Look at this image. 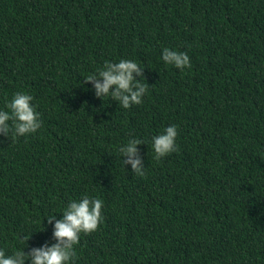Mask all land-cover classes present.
<instances>
[{"label":"trees","instance_id":"trees-1","mask_svg":"<svg viewBox=\"0 0 264 264\" xmlns=\"http://www.w3.org/2000/svg\"><path fill=\"white\" fill-rule=\"evenodd\" d=\"M121 58L147 89L127 109L84 82ZM19 90L42 126L0 136L7 254L54 242L45 216L87 194L103 222L72 264H264V0H0V109ZM173 123L176 150L156 159L151 136ZM130 137L142 176L117 150Z\"/></svg>","mask_w":264,"mask_h":264},{"label":"clouds","instance_id":"clouds-1","mask_svg":"<svg viewBox=\"0 0 264 264\" xmlns=\"http://www.w3.org/2000/svg\"><path fill=\"white\" fill-rule=\"evenodd\" d=\"M160 59L166 65L178 69L190 66L189 55L176 48L163 47ZM142 68L133 59L121 58L116 62L108 60L85 76L84 82H91L96 97L102 100L111 98L127 109L133 104L142 103L146 93V86L141 82ZM41 126L40 113L36 111L33 97L27 91L14 92L6 102V110L0 109V136L6 139L15 141L20 136L35 133ZM177 136V125L174 123L152 135L150 143L154 157L160 159L174 152ZM141 143L146 142L141 138L130 137L117 149L124 167L130 165L132 173L140 176L144 175L145 167L143 158L139 155L138 145ZM103 203L102 199L87 194L69 200L60 212V218L57 219L54 213L45 216L47 222L52 224L54 242H45L25 251L26 244L11 254L0 248V264H72L76 256L74 246L78 243L81 233L94 232L103 222ZM32 233L24 235L22 242H27Z\"/></svg>","mask_w":264,"mask_h":264}]
</instances>
